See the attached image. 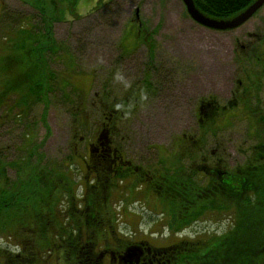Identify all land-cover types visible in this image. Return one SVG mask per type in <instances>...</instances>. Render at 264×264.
Returning a JSON list of instances; mask_svg holds the SVG:
<instances>
[{"label": "rangeland", "instance_id": "374dc122", "mask_svg": "<svg viewBox=\"0 0 264 264\" xmlns=\"http://www.w3.org/2000/svg\"><path fill=\"white\" fill-rule=\"evenodd\" d=\"M56 8L63 16L50 31L61 57L45 52L50 67L41 76L53 77L51 84L40 77L28 86L19 32L43 30L41 12L53 16ZM69 58L73 72L66 71ZM207 103L214 116L199 111ZM111 110L110 145L149 174L262 163L254 162V147L264 129V4L242 26L216 31L193 22L180 0H0V116L8 119L0 146L17 170L19 158L23 163L21 172H0V180L16 204L29 200L20 221L0 233V264H75L72 248L56 238L73 223L86 240L82 247L105 256L101 264H108L104 250L126 252L129 240L157 250L190 243L195 264L231 231L235 205L174 233L152 186L124 194L132 182L121 189L125 175L86 176L84 159ZM89 201L95 208L84 213ZM117 234L124 248L109 243ZM238 254L223 256L225 264ZM256 263L264 264V252Z\"/></svg>", "mask_w": 264, "mask_h": 264}, {"label": "trees", "instance_id": "16d2710c", "mask_svg": "<svg viewBox=\"0 0 264 264\" xmlns=\"http://www.w3.org/2000/svg\"><path fill=\"white\" fill-rule=\"evenodd\" d=\"M192 1L196 10L202 15L215 20H224L239 15L256 0ZM62 10H57L56 8L54 15L48 17L45 11L41 12L45 17H43V30L37 29L34 32H30L26 28H22L19 32V38L24 39L21 50L26 61L25 77L28 86L32 82L39 84L41 81L40 77L43 78V81H47L48 86L51 84L53 77L41 76L44 74V68L48 69L50 67L48 56L45 57L44 53L49 52L50 55L57 56L60 52L59 50H61L58 43L52 39L50 25L54 20L58 19V16H63ZM39 34L43 38L40 41L38 39ZM26 41L31 44L28 48L25 45ZM58 57H61V55L59 54ZM73 62L72 58L68 59L66 71L73 72L71 70ZM112 111L108 115L112 117L110 123L104 122L105 127L94 133L95 142L88 149V158L84 159L83 172H87L86 176L92 172H102L105 175L107 172H117L115 164H117L120 154L110 145L111 142L108 140L112 134L110 127L116 119ZM260 148L261 145L258 146L256 152V156L259 158L256 159L255 157L254 162L259 163L261 161ZM172 172H174V168H172ZM175 172H178V170ZM228 174L231 176L229 182H222L217 174L213 177L212 182L210 181L208 185H205L197 171L192 174L185 173L183 176H174L171 173L169 182H164V185L159 189L153 186L156 195L161 200L160 204L167 211L166 214L169 218L168 228L174 233H178L190 226L207 212L229 210L230 206L234 209L235 205V211H233L234 223L231 231L223 235L222 238H217V241L210 245L211 247L208 248L205 255L195 264H225L223 256H230L234 249H239L238 256L230 258L226 264H257V258L264 252V161L253 166L248 164L239 167L233 172H228ZM109 177L110 175L102 178ZM94 178L96 182V175ZM95 182L93 181V183ZM93 185L91 184L88 190H96ZM212 185H215V187L213 192H210L212 196L209 197L206 190ZM0 186L1 233L2 229L11 222L17 223L20 221L23 207L26 206L29 200L16 204L18 196H7V190L3 188L2 184ZM209 198L211 202H209ZM85 207L83 208L84 213L90 212L92 208H95V205L93 201H89ZM87 214L85 215L86 219L96 222V219H91ZM71 221L74 222L73 220ZM74 224H70L73 230L67 227L65 228L66 230H63L64 226H61L56 238L72 248L75 264H101V255L97 257L95 251L91 252L88 247H82L86 240L81 237L78 226H74ZM64 225L66 226V224ZM253 239L257 243L250 242ZM188 245L194 246L190 243ZM188 245L159 250L153 249V254L146 257L147 261L144 263L139 262L138 264H189L192 259L187 256L186 249H188ZM24 260H27V258H24Z\"/></svg>", "mask_w": 264, "mask_h": 264}, {"label": "flooded vegetation", "instance_id": "af4514ba", "mask_svg": "<svg viewBox=\"0 0 264 264\" xmlns=\"http://www.w3.org/2000/svg\"><path fill=\"white\" fill-rule=\"evenodd\" d=\"M180 1H181L182 5L184 6L185 10H186V7H185L183 1L182 0H180ZM186 12H187V10H186ZM214 107L215 106H213L211 103L203 104V105H201L199 107V111L201 112V114L206 113V114H212L214 116L213 113L216 112L215 109H214ZM200 112H199V116L201 115ZM7 120L8 119H6L4 117L2 118L0 116V126L3 125ZM262 122H264V116L262 117ZM259 145H261V148H260L261 149L260 160L261 161H264V129L262 130L261 140H259L258 143H257V146L254 147V150H255L254 152L255 153L257 152V148H258ZM20 146L22 147L23 146V143H20ZM4 147L6 149L10 150L9 144H5ZM22 152L24 153L25 152V149H23ZM255 153H254V155H255ZM8 158L9 157L7 156V153H4V150H2V148L0 146V172H10V170H11L10 168H12V171H14V172H17V171L18 172H21V167H22V164H23V163H20L21 162V158H19L18 163L16 164V166L18 167V170L15 168L14 162L9 161L10 158L9 159ZM2 162H3V164L1 166V163ZM248 164H250V162ZM115 165L117 166L116 167V171L117 172H115V173L118 175L116 179H118L119 175H125L124 176V180L122 181V184L120 185V188L121 189L123 188V185L124 184H126L129 180H132L131 184L126 188L125 192L122 191L124 194H128V193L130 194L132 192H135L136 190H142V189L146 192V188L148 186H152V187L154 186L155 188H158L159 189L162 185H164L163 184L164 182H169V174L167 173L168 172L167 170L166 171H160V170H157L156 171V170H152L153 172H150V174H149L148 172H144V170H142L138 166H134L133 164L129 163L127 160H125L122 157L121 154H120L119 160L117 161V164H115ZM122 165H128V167H131L132 168V172H129L128 174H125L126 172H119V174H118V171H119L118 168H120V166H122ZM14 168L17 171L14 170ZM235 170H233V171H235ZM196 171L198 172V174H200V176H203V183H205V185H208V183L210 181L212 182L213 177L216 176L217 174H218V176H219V178L221 179L222 182H229L231 176L228 174V172H233V171H221L218 168H214V167L208 168V169L206 167H202L200 169L197 168ZM108 179L109 178H105L104 179L105 182H107ZM150 181L152 182L151 185H149L150 184ZM0 183H2V185H4L5 187H7L6 186V183H4L3 179L0 180ZM125 187H126V185H125ZM214 187H215V185H212L206 191L208 193L213 192ZM8 188L9 187H7V189H5V190H7V196H13L14 197L15 194L11 191V186H10L9 189ZM97 200H99V198L95 199V201H97ZM123 241L124 240L122 238H119V235H118L116 237V240L113 239L112 242L109 241V243L111 245H113L114 247H115V244L118 243L116 248H120V247L122 248L123 247V244H120V242H123ZM147 242L148 241H145V242L144 241H139V242L134 243V244H131L129 246V244H130V240H129V242H127V244H126V247L127 248H125V249H127L126 250L127 253L126 252H123L124 250L123 251L122 250L121 251H118V250L117 251H113L112 249H109V248L106 249V250H104V252L109 255V258H108V261H107L108 264H111V260L115 264H129V263L130 264H136V263L138 264L139 262H142V263L146 262L145 261V258L147 256L153 254V252H154L153 249L147 248L148 247L147 244H146ZM130 248H134L135 249V252H134L133 255H131V253H128V250ZM137 252L139 254L136 256L135 253H137ZM127 255H130V258H127L126 257ZM103 258H105V256L104 255H101L100 261H102Z\"/></svg>", "mask_w": 264, "mask_h": 264}, {"label": "water", "instance_id": "95a60500", "mask_svg": "<svg viewBox=\"0 0 264 264\" xmlns=\"http://www.w3.org/2000/svg\"><path fill=\"white\" fill-rule=\"evenodd\" d=\"M188 15L190 18L196 22L198 25L216 30V31H226V30H233L240 26H242L245 22H247L264 4V0H256L252 5H250L246 10H244L239 15L235 16L229 22H225L222 20H215L208 18L198 12L193 4L192 0H182ZM135 252L134 248L128 250V253L133 255ZM130 258V255L126 256Z\"/></svg>", "mask_w": 264, "mask_h": 264}]
</instances>
